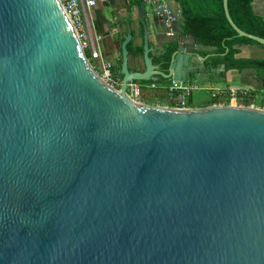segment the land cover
Masks as SVG:
<instances>
[{"label":"water","instance_id":"water-1","mask_svg":"<svg viewBox=\"0 0 264 264\" xmlns=\"http://www.w3.org/2000/svg\"><path fill=\"white\" fill-rule=\"evenodd\" d=\"M141 25L144 70L128 27L118 94L57 0H0V264H264V109L126 99L129 80L191 81L196 39L164 74Z\"/></svg>","mask_w":264,"mask_h":264},{"label":"trees","instance_id":"trees-1","mask_svg":"<svg viewBox=\"0 0 264 264\" xmlns=\"http://www.w3.org/2000/svg\"><path fill=\"white\" fill-rule=\"evenodd\" d=\"M134 6L141 4L140 0L130 1ZM181 9L180 31L179 34L196 39V44L202 48H207L201 52L202 55H208L206 63L207 68H216L224 65L225 72L254 70L255 78L258 83L264 80V59L238 58L240 48L245 46L257 45L264 47L257 42L246 37H240L228 23L223 9L222 0H177ZM228 13L233 23L243 32L264 39V16L256 13L254 0H227ZM133 37V33L131 32ZM143 37V28H140V38ZM123 38H120L121 45ZM177 48V41L162 45V52H152L149 56L152 63L160 64L163 68H168L171 56ZM129 57L140 58L142 61L143 42L140 45H134L133 38L127 44ZM118 66L111 68V73L115 76L114 69L120 72L121 48L119 46ZM88 57V52L85 53ZM121 78V77H119ZM158 81L166 80L159 78ZM145 83L146 81H141ZM264 96V88L260 86ZM257 90H250L249 96L245 97V104L256 97ZM264 100V97H263ZM214 102V101H213ZM211 102V103H213ZM209 103V104H211Z\"/></svg>","mask_w":264,"mask_h":264},{"label":"built area","instance_id":"built-area-1","mask_svg":"<svg viewBox=\"0 0 264 264\" xmlns=\"http://www.w3.org/2000/svg\"><path fill=\"white\" fill-rule=\"evenodd\" d=\"M57 1L79 41L82 52L84 55L88 52V57H85L95 73L110 89L120 94L121 78L115 77L111 73V67L104 62L101 55L99 44L103 40V36L91 34L85 14L86 11L92 9L97 4H103L107 0ZM140 2L144 7L149 6L152 9L163 27L164 35L169 39H177L179 33L176 27L181 19L180 7L171 6L167 0H140ZM112 33L117 34L118 32L113 28ZM93 60L98 62L97 65L100 67V72L97 71L96 66L93 65ZM200 90V87L196 84L177 81L172 78L165 82L157 80L146 81L145 83L129 80L125 87V98L138 105L188 111L194 108H202L196 107L193 104L194 93ZM249 91L250 90L246 88L231 87H214L206 89L208 93V103L203 107L247 106L259 108L254 104L255 97L249 104H245L244 99L249 96Z\"/></svg>","mask_w":264,"mask_h":264},{"label":"crops","instance_id":"crops-1","mask_svg":"<svg viewBox=\"0 0 264 264\" xmlns=\"http://www.w3.org/2000/svg\"><path fill=\"white\" fill-rule=\"evenodd\" d=\"M174 6H178L177 0H174ZM153 13V11H152ZM86 21L88 23L91 34L93 35H101L106 30H109L110 27L118 28L121 27V33H117V37H123V34L127 31L128 27L131 29V32L135 31L133 35L134 45H140V28L141 21L145 18L148 20L149 25V36L148 41L149 44L153 47V51L157 52L162 45L169 41V38L166 37L167 40L160 42L158 37L153 33V28L149 23V13H147L146 7H144V17L141 15L140 5L134 6L128 0H107L103 4H97L92 9L86 11ZM178 33L180 31V22L176 27ZM117 30V29H116ZM139 34V36H138ZM102 36V35H101ZM102 42V41H101ZM100 42V44H101ZM143 42V41H142ZM99 44V46H100ZM115 43L110 48H114ZM202 48V47H201ZM238 58H256V59H264V50L260 48V46L252 45L250 47L245 46L240 48V53L237 55ZM117 58L109 64L112 68L116 64ZM105 62V61H104ZM98 63V62H97ZM107 64V62H105ZM99 66V65H98ZM218 80H225L227 82L224 85V88H246L249 90H256L260 84L256 81L255 71L254 70H243L239 71H228L225 73L224 77L218 78ZM202 82V81H201ZM204 84V82H203ZM228 86V87H226ZM198 103H208V98L205 101H200ZM193 104L196 107H203L205 105L196 104L193 101Z\"/></svg>","mask_w":264,"mask_h":264},{"label":"rangeland","instance_id":"rangeland-1","mask_svg":"<svg viewBox=\"0 0 264 264\" xmlns=\"http://www.w3.org/2000/svg\"><path fill=\"white\" fill-rule=\"evenodd\" d=\"M167 2L171 6L174 7V0H167ZM254 5H255L256 13L264 16V0H254ZM146 10H147V13H149V23L153 28V33L156 35V37H158L160 42L167 40L166 37L163 35L164 30H163L162 25L159 22V19L155 16L154 13H152V9L149 6H146ZM180 20H179V22H180ZM116 29H117V32L121 33V27L120 26H118V28H116ZM134 34H135V31H133V35ZM101 35L103 36V40L100 44V50H101V55L103 57V60L105 62H107V64L109 65L114 61L115 58H117L115 66H118L119 57H120V53H119L120 37H117V34L112 33V27H110L109 30H107V31L105 30L103 32V34H101ZM138 36H139V34H138ZM114 43H115L114 48L113 47L110 48V44L112 46ZM260 48H262L264 50V47H260ZM200 49L201 50H208L207 48H200ZM254 59H256V58H254ZM92 63H93V65L96 66L97 71H99L100 67L97 65V61L93 60ZM129 67L132 69H142L143 68L142 60L140 58L129 57ZM190 84H196L201 89L200 91L194 93V96H193L194 102L196 104L205 105L206 103H198V102L207 100L208 93L206 92V89H210V88H214V87H225L224 85H226L227 82L225 80H218L216 78H213L212 81H209V82L204 83V84H203V82L198 81V80L197 81L196 80L190 81ZM226 87H228V86H226ZM260 88H261L260 86H258L256 88L257 92H256V97L254 98V101H255L254 104H255V106L259 107L260 109H264V100H263L264 96H263L262 91L259 90Z\"/></svg>","mask_w":264,"mask_h":264},{"label":"flooded vegetation","instance_id":"flooded-vegetation-1","mask_svg":"<svg viewBox=\"0 0 264 264\" xmlns=\"http://www.w3.org/2000/svg\"><path fill=\"white\" fill-rule=\"evenodd\" d=\"M141 27H142V25H141ZM174 40H176V39H169V41L167 43L172 42ZM199 47L200 46H198L196 44L194 52L189 54L187 51H189L191 48L189 46H186L185 50L183 52L184 57H185V55H189V59H190L189 64L193 67V69L190 72L191 81H195V80L197 81L198 80V81H202L204 83H207L209 81H212L213 78L218 79V78H221V76L224 77V75L226 73L225 67H224V72H218L217 71V68H220L221 65L217 66L216 68H211V69L207 68L206 63L208 60V55H202L201 52L204 50H201L200 49L201 47L200 48ZM157 52L158 53L162 52V47ZM184 57H183V59H184ZM142 63H143V61H142ZM155 66L158 67V70L160 72L167 74L169 71L170 63H169L168 68H166V69L161 67L160 64H155ZM130 69L133 71H143L144 65H143L142 69H132V68H130ZM261 81L259 83L260 86H262L264 83V80L262 82Z\"/></svg>","mask_w":264,"mask_h":264}]
</instances>
